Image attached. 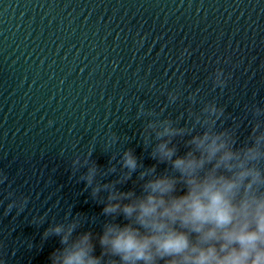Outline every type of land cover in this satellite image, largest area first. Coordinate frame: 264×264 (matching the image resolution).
Instances as JSON below:
<instances>
[{"label": "water", "instance_id": "water-1", "mask_svg": "<svg viewBox=\"0 0 264 264\" xmlns=\"http://www.w3.org/2000/svg\"><path fill=\"white\" fill-rule=\"evenodd\" d=\"M209 131L264 152V0H0V264H125L101 238Z\"/></svg>", "mask_w": 264, "mask_h": 264}, {"label": "clouds", "instance_id": "clouds-1", "mask_svg": "<svg viewBox=\"0 0 264 264\" xmlns=\"http://www.w3.org/2000/svg\"><path fill=\"white\" fill-rule=\"evenodd\" d=\"M193 143L199 156L173 160V167L184 177L183 195H172L174 180L160 177L146 185V195L138 204L123 208L125 216L135 213L137 224L148 234L129 226H110L101 243L125 264H155L153 250L182 258L170 264H264V192L258 190L264 185V173L247 164L264 152L249 147L243 158L238 157L227 138L211 131ZM256 143L264 144V137ZM160 152L164 158L173 155L166 145L160 146ZM125 164L134 169L135 158L127 154ZM54 231L59 234L61 229ZM65 240L67 236L62 237ZM89 252L85 235L53 264H97Z\"/></svg>", "mask_w": 264, "mask_h": 264}]
</instances>
